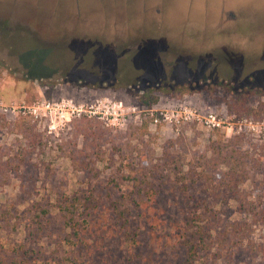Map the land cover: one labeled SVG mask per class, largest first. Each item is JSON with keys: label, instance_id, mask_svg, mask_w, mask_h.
Returning a JSON list of instances; mask_svg holds the SVG:
<instances>
[{"label": "rangeland", "instance_id": "374dc122", "mask_svg": "<svg viewBox=\"0 0 264 264\" xmlns=\"http://www.w3.org/2000/svg\"><path fill=\"white\" fill-rule=\"evenodd\" d=\"M25 34L40 57L16 46ZM184 82L193 92L170 93ZM249 84L264 85V0H0V264L16 250L31 264L80 262L88 246L96 264H183L177 226L194 211L220 219L221 241L194 264H264V95L234 90ZM147 88L159 89L149 107L138 103ZM48 100L81 114L49 130V116L31 113ZM81 120L102 136L84 137ZM235 135L248 175L235 194L213 200L217 180L189 191L204 197L192 206L165 187L151 194L164 150L209 173L222 159L211 143L230 149ZM67 203L82 227L73 240Z\"/></svg>", "mask_w": 264, "mask_h": 264}, {"label": "trees", "instance_id": "16d2710c", "mask_svg": "<svg viewBox=\"0 0 264 264\" xmlns=\"http://www.w3.org/2000/svg\"><path fill=\"white\" fill-rule=\"evenodd\" d=\"M126 0H121V2H125ZM132 3V2H131ZM133 10V9H132ZM16 38V46H19V44L25 45V44H33L34 48L36 46L35 39L33 37L28 36V34H25L23 36H15ZM24 49V48H20ZM44 52L43 49L35 48L32 50L31 53L33 54V59L40 57V54ZM41 59V58H40ZM37 65L40 63L39 60L37 62H34ZM221 77L215 78L214 82L215 85H224V80L220 81ZM196 83L194 82H184L182 84H174L171 86L170 93L180 92L187 93V92H193L195 88ZM235 88V87H233ZM235 92L239 93L240 101L242 99L246 98L247 96L251 94H261L264 95V85L263 86H257L255 84H249V85H243L239 86L234 89ZM154 91V92H153ZM159 89L154 88H147L145 89L141 95H138V103L143 106H152L157 103L159 95L158 92ZM167 92V90H166ZM98 125L94 123L93 121L88 120H81L80 124L76 126L77 130H80L82 135L87 138H91V140L96 141L99 139L102 135V133H97ZM232 141V143H231ZM241 136H233V138L228 139L227 142L228 145H231L230 149L224 148L226 145L220 144V141L212 142L210 145V152H211V158H222L220 162H218L219 167L216 168V171H211L209 173H206L207 171L203 170L200 174L192 173L191 170L188 168L187 170L183 169V163L179 161V159L168 149L164 150L161 157L159 158L162 161L161 164V176L159 177L158 184L152 183L150 187L151 194L153 195L160 189L164 188L171 190L170 192H177L180 194V202L183 204V207L185 206H192L194 204H198V202H202L204 200V197L199 198H193L194 200L190 201L191 194L189 193L190 190L193 191H204V187L208 188V183L211 184L212 180H217L218 184L216 185V190L212 193H209L208 196H211L213 200H216V198L221 195L220 190L224 188L226 192H232V195L235 194L237 191L236 188L240 184H242L247 178L248 175H246L243 170L238 171L239 164L237 163L239 158H242L240 156H236L238 152L236 151L233 144H239L241 142ZM223 146V147H222ZM225 149V151H223ZM229 155V157H227ZM224 156V157H223ZM71 160L74 161L73 156H70ZM217 172V173H216ZM208 180V181H207ZM207 181V182H206ZM156 187V189H155ZM145 193L143 195L151 196L149 195V189L144 190ZM147 202V201H146ZM217 203V201H215ZM191 204V205H190ZM118 206H113V213L119 214ZM76 208H73V205L70 203H67L65 209H64V224L66 227L70 229L69 237L70 240H73V236H76V238H79L80 235L77 231H81L82 227L79 224L78 220H76ZM220 219L217 217H208L201 219L200 215L196 213V211L192 213H188L184 216V218L181 221V224L177 227L180 228V234L179 237V244L183 247L185 251V259L183 260V264H194L196 259L198 258V252L200 250L208 251L211 248V245L213 246L216 244L215 248L219 249V245L221 244V241L219 240V231H216V234L212 235V231L215 230L217 227V224H219ZM89 223L93 225V219L89 220ZM213 224L216 226L214 227ZM193 226H196V228H193ZM177 227L175 230H173L174 234L176 233ZM84 229V228H83ZM208 232L210 234H208ZM206 233L208 235H206ZM206 239H208L206 241ZM168 240H171V236ZM79 239H74L73 244H79ZM86 249V248H85ZM90 246L86 249V254L83 255V258L80 262L73 261L74 259H71V262H68L67 264H96V258L97 256L91 257L92 252L90 251ZM24 254V253H22ZM216 256L215 253H213L214 257ZM23 257H21L20 251L16 250L14 252V255H12L10 264H31L32 261L30 260V257H24L26 260L23 262ZM57 264H65L62 258L58 260Z\"/></svg>", "mask_w": 264, "mask_h": 264}, {"label": "built area", "instance_id": "2783aa9c", "mask_svg": "<svg viewBox=\"0 0 264 264\" xmlns=\"http://www.w3.org/2000/svg\"><path fill=\"white\" fill-rule=\"evenodd\" d=\"M32 112L36 118L49 116V130H54L56 129L57 125L66 124L68 120L71 119L70 117L81 114V110L75 107V105L71 103V101L66 102L64 100L55 104L51 103L49 100L41 104L37 103L35 106H33V109H31V113ZM53 115L55 117L54 119ZM55 115H57L58 121L55 120L57 119ZM154 121L156 122L157 119L155 118ZM205 122L210 127L219 126V122L211 113L205 117Z\"/></svg>", "mask_w": 264, "mask_h": 264}]
</instances>
